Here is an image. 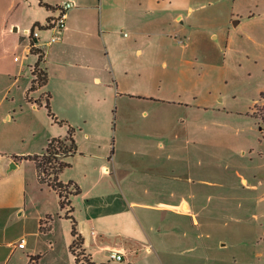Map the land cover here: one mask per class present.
Segmentation results:
<instances>
[{"label":"rangeland","instance_id":"rangeland-1","mask_svg":"<svg viewBox=\"0 0 264 264\" xmlns=\"http://www.w3.org/2000/svg\"><path fill=\"white\" fill-rule=\"evenodd\" d=\"M187 1L181 31L159 21L149 57L118 61L139 72L124 80L146 86L147 93L118 99L109 88V99L102 105V117L109 127L124 122L119 132L128 130L127 135L134 134L140 145L151 146L153 159L162 157L147 165L162 175L145 173V179L182 191L184 196L176 205L160 209L159 229L149 241L154 255L135 249L127 257L119 251L123 260L108 256L106 263L264 264V0ZM45 14L36 0H0V40L4 26L13 22L20 24L13 31L28 40L26 30L36 20H44ZM163 15L158 13V17ZM23 54L17 51L0 58V63L8 67L14 64L15 55ZM111 76L118 83L113 67ZM4 87L2 80L0 89ZM123 104L130 109L124 110ZM45 109L42 116L20 106L15 119H0V173L10 172L14 161L8 156L10 150L43 151L49 137L67 135L68 123L83 140L85 121L73 115L74 110H68L74 121L63 119L68 122L54 124L46 118ZM10 132L17 137L14 143L4 136ZM114 137L109 138L112 145ZM130 153L129 148L124 154L129 157ZM79 170L73 166L67 171ZM169 170L178 177L164 179ZM45 191L31 195L27 213L21 205L24 192L9 195L0 191V264L6 258L8 264L75 263L69 250L71 220L52 193ZM44 203L53 210L52 233L40 231L32 216ZM74 212L78 219L79 205ZM146 215L144 209L143 220ZM23 237L28 241L24 249L17 245ZM120 238L106 244L111 248L108 254L117 251L116 240L128 242ZM34 251L38 258L30 255Z\"/></svg>","mask_w":264,"mask_h":264},{"label":"crops","instance_id":"crops-1","mask_svg":"<svg viewBox=\"0 0 264 264\" xmlns=\"http://www.w3.org/2000/svg\"><path fill=\"white\" fill-rule=\"evenodd\" d=\"M63 1L36 0L39 7L46 10L44 20L36 21L44 24L48 18L55 16L57 6ZM72 1L75 5L68 11L66 26L61 33V38L58 41L48 42L52 33L49 30L50 33H42L40 39L33 40L36 46L43 51L42 67L46 68L49 74L47 84L34 91H29V89L32 85L33 69L38 55L31 52L32 40L30 38L26 40L13 31L20 29V24L15 26L13 22L10 26L7 24L4 26L2 31L4 38L0 40L2 48L0 58L4 59L7 55H14L17 51L24 54L18 59L15 55L14 64L8 67L5 66V62L0 63V82L4 80L5 84V87L0 89V119L5 122L15 119L20 106L43 116L42 112L45 109L43 96L48 92L51 94L52 110L58 120L74 121L68 113L69 109L74 110L73 115L81 116L85 121L81 131L83 140L75 134L79 151L71 156V159L67 158L72 165L61 173L60 179L64 183L74 179L81 187V192L72 195L71 201L73 206L74 204L79 205L80 208V217L76 219L78 230L84 237L86 253L96 264L103 261L106 263L105 259L110 257L113 251L108 254L107 249L110 247L106 244L115 237H122L120 239L128 240V242L116 240L119 247L115 250L124 251L127 257L132 256L135 249L151 256L154 255V251L149 241L154 239L159 229L160 209L176 205L182 200L184 192L172 189L170 186H156L157 184L145 179L146 174L162 175V171L155 172L154 166H147L152 165L153 162H160L162 157L157 156L153 159L154 153L150 152L151 146L140 145L134 134L131 137L127 135L128 130L123 129L119 132L124 122L120 126H117L116 122L115 127L111 128V124L109 127L107 120L102 117V105L106 104L109 99L107 93L109 88L118 95V99L122 95L135 96L147 93L146 86L139 85L136 81L124 80L125 77H132L139 72L134 69L128 70L123 65H119L118 61L122 59L128 61L140 55L149 57L156 42L152 37L155 24L159 21L163 25L168 24L169 27L174 24V30L181 31L185 17L183 10L188 8V1ZM25 3L24 1L23 5ZM46 4L52 8H48ZM159 12H164V15L158 17ZM174 44H176L175 41ZM112 67L118 80L116 84L111 76ZM119 73L121 77H118ZM27 96L31 100H28ZM123 106H125L124 110L130 109V106L126 104ZM3 109L4 113L1 115ZM45 110L46 118H52L48 115L47 109ZM52 122L59 123L53 118ZM14 135L10 132L4 136L8 142L14 143L17 140ZM37 135L38 131L34 130L32 136ZM55 135L63 136L61 133ZM112 135L115 136V145H112L109 140ZM48 140L42 146V150L45 149ZM161 146L164 147V144ZM129 148L131 153L129 157H126L124 153ZM43 151L15 149L10 150L8 156L15 161L14 155H28ZM15 162L17 164L15 170L0 173V191L7 192L9 195L24 192L25 200L21 204L25 206L23 213H27L28 199L35 192L43 193L48 190L59 203L57 192L39 181L37 167L33 160L22 159ZM73 166H79V172L67 171ZM138 166H143V168H138ZM165 175L164 179L168 181L178 177L171 170ZM144 209L147 213L146 220L142 219ZM52 213L53 210L47 203L41 204L36 212L32 213V216L37 219L38 228H40L41 221L49 215L52 219L44 225L51 224L50 233L53 232ZM72 240L71 235L69 250ZM30 255L36 256L37 253L36 251L30 252ZM71 255L74 264H77L72 252ZM133 256L135 258L137 255ZM6 262L7 258L3 264H8Z\"/></svg>","mask_w":264,"mask_h":264},{"label":"trees","instance_id":"trees-1","mask_svg":"<svg viewBox=\"0 0 264 264\" xmlns=\"http://www.w3.org/2000/svg\"><path fill=\"white\" fill-rule=\"evenodd\" d=\"M48 8H52L46 4ZM52 17L48 18L46 22L50 21ZM35 26H41V23L36 22ZM33 27V28H34ZM32 28V29H33ZM33 42V41H32ZM31 52L38 55V59L34 64L33 80L29 91H34L37 88L47 84L49 80V74L46 68L42 67L43 51L40 48L34 46V42L31 44ZM28 100L29 97L27 96ZM43 98L45 99V107L48 111V115L52 117L56 122L65 124L68 121L60 119L58 120L56 114L51 107V94L45 93ZM76 128L68 123V132L65 136H53L48 140V143L42 153L28 154V155H14V159H30L33 160L37 167L38 179L41 183L49 185L59 195V204L62 210L65 209V217L71 220V235L73 236L72 243L70 244V251L75 257L77 264H96L86 253L84 248V237L78 230V221L74 216V206L72 205L71 196L79 194L81 192L80 185L74 180H70L64 183L60 179L61 173L68 167H71L72 163L67 159L70 156L75 155L79 151V147L75 138ZM51 216L41 221L40 230L50 231L52 225L45 226L44 223L51 220ZM38 258V255L36 256ZM33 259V257H32ZM110 264V263H100Z\"/></svg>","mask_w":264,"mask_h":264},{"label":"built area","instance_id":"built-area-1","mask_svg":"<svg viewBox=\"0 0 264 264\" xmlns=\"http://www.w3.org/2000/svg\"><path fill=\"white\" fill-rule=\"evenodd\" d=\"M74 5H75L74 1L64 0L62 3H60L57 6V8H56L57 14L55 16H52L50 21L45 22L44 24H41V26H35L33 29L26 30L27 34H29L30 40L33 41L36 39H40V36L42 35L40 30L45 29V30H51L52 31L48 42L58 41L61 38V33L66 26L68 11L71 8H73ZM34 46L37 47L35 43H34ZM37 48H40V47H37ZM18 58L19 57L16 56V59H18ZM26 242H27L26 238L23 237L20 239V241L17 243V245L20 248H25L27 245ZM110 258L116 259V260H123L124 256H123L122 252L113 251L110 254Z\"/></svg>","mask_w":264,"mask_h":264},{"label":"water","instance_id":"water-1","mask_svg":"<svg viewBox=\"0 0 264 264\" xmlns=\"http://www.w3.org/2000/svg\"><path fill=\"white\" fill-rule=\"evenodd\" d=\"M16 166H17L16 162L13 161L11 166H10V168H9V170H12V169L16 168Z\"/></svg>","mask_w":264,"mask_h":264}]
</instances>
